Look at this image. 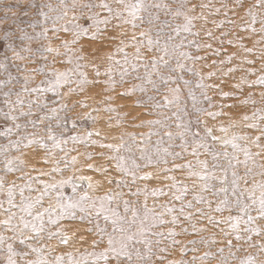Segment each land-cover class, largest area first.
I'll use <instances>...</instances> for the list:
<instances>
[{
    "label": "rangeland",
    "instance_id": "374dc122",
    "mask_svg": "<svg viewBox=\"0 0 264 264\" xmlns=\"http://www.w3.org/2000/svg\"><path fill=\"white\" fill-rule=\"evenodd\" d=\"M0 264H264V0H0Z\"/></svg>",
    "mask_w": 264,
    "mask_h": 264
}]
</instances>
